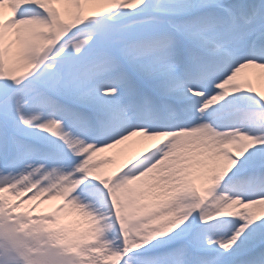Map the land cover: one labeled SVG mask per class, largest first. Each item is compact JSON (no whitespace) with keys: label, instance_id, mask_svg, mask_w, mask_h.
Wrapping results in <instances>:
<instances>
[{"label":"snow or ice","instance_id":"6c2138e0","mask_svg":"<svg viewBox=\"0 0 264 264\" xmlns=\"http://www.w3.org/2000/svg\"><path fill=\"white\" fill-rule=\"evenodd\" d=\"M253 76L264 0H0V264H264Z\"/></svg>","mask_w":264,"mask_h":264},{"label":"bare ground","instance_id":"6f19581e","mask_svg":"<svg viewBox=\"0 0 264 264\" xmlns=\"http://www.w3.org/2000/svg\"><path fill=\"white\" fill-rule=\"evenodd\" d=\"M252 82L254 84V86H260L262 88H264V82H261L259 85L257 84V80L255 78V76L252 77ZM108 167H115L114 165H109ZM50 204L49 203H45V204H41L40 207L37 209V212H42V211H47L49 210ZM74 217L72 215L67 216L65 223H69Z\"/></svg>","mask_w":264,"mask_h":264}]
</instances>
